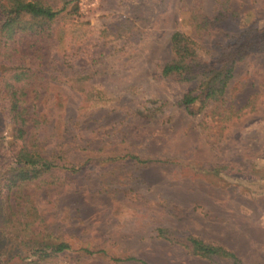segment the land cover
<instances>
[{"label":"rangeland","instance_id":"374dc122","mask_svg":"<svg viewBox=\"0 0 264 264\" xmlns=\"http://www.w3.org/2000/svg\"><path fill=\"white\" fill-rule=\"evenodd\" d=\"M193 2L79 0L77 14L54 24L38 69L46 123L34 133L47 156L77 169L37 197L48 231L71 246L57 264H228L192 255L191 237L264 264V52L235 67L219 102L181 107L195 84L161 69L173 33L193 35ZM202 3L211 17L228 14L197 39L210 65L216 42L264 32V0ZM1 128L11 126L0 118ZM20 250L0 237V264H18L29 255Z\"/></svg>","mask_w":264,"mask_h":264},{"label":"trees","instance_id":"16d2710c","mask_svg":"<svg viewBox=\"0 0 264 264\" xmlns=\"http://www.w3.org/2000/svg\"><path fill=\"white\" fill-rule=\"evenodd\" d=\"M78 7L79 0H64L62 8L41 0H0V118L3 126H11L6 133L0 129V237L29 254L18 255V264H57L58 256L71 249L68 242L46 228L37 197L74 179L71 177L77 169L61 156H47L34 131L46 123L41 108L45 77L38 70L46 58V46L54 39V24L77 14ZM227 17L225 8L212 17L207 15L202 0H194L189 10L193 35L173 33L172 57L161 75L195 84L180 100L181 107L219 102L235 67L252 54L264 52V32L252 27L227 44H214L220 52L215 65L203 61L199 41ZM7 137L11 144L5 143ZM160 235L164 236V231ZM188 243L196 257L243 264L222 246L194 237Z\"/></svg>","mask_w":264,"mask_h":264}]
</instances>
